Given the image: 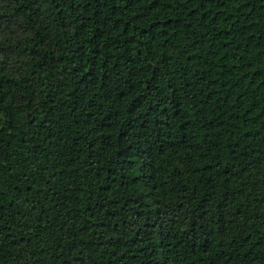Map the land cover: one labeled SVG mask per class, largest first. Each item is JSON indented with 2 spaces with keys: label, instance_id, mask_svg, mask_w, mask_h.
Listing matches in <instances>:
<instances>
[{
  "label": "trees",
  "instance_id": "trees-1",
  "mask_svg": "<svg viewBox=\"0 0 264 264\" xmlns=\"http://www.w3.org/2000/svg\"><path fill=\"white\" fill-rule=\"evenodd\" d=\"M0 264H264V0H0Z\"/></svg>",
  "mask_w": 264,
  "mask_h": 264
}]
</instances>
